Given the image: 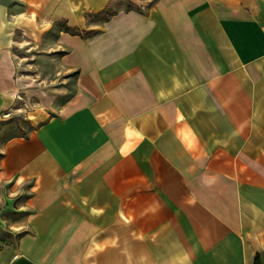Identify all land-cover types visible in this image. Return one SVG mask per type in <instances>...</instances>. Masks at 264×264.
<instances>
[{"label":"crops","instance_id":"1","mask_svg":"<svg viewBox=\"0 0 264 264\" xmlns=\"http://www.w3.org/2000/svg\"><path fill=\"white\" fill-rule=\"evenodd\" d=\"M128 2L0 0V264H264V0Z\"/></svg>","mask_w":264,"mask_h":264},{"label":"rangeland","instance_id":"2","mask_svg":"<svg viewBox=\"0 0 264 264\" xmlns=\"http://www.w3.org/2000/svg\"><path fill=\"white\" fill-rule=\"evenodd\" d=\"M116 6L128 7L129 2L116 0ZM45 50L42 47L34 49L26 45L21 48V58H15V65L24 89L34 96L33 99H40L42 103L48 99L61 103L72 92L75 73L65 68L63 58H59L60 52H47L52 58H43Z\"/></svg>","mask_w":264,"mask_h":264},{"label":"trees","instance_id":"3","mask_svg":"<svg viewBox=\"0 0 264 264\" xmlns=\"http://www.w3.org/2000/svg\"><path fill=\"white\" fill-rule=\"evenodd\" d=\"M101 15H103L105 17V19L109 16L108 15V11L107 12H104V13H101ZM60 27L63 28V30L66 32V33H69L71 35H74L75 34V29H72V28H68L66 26H64L63 24H59ZM253 264H261V261H260V258L259 256H257L255 259H254V263Z\"/></svg>","mask_w":264,"mask_h":264}]
</instances>
